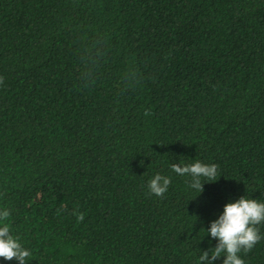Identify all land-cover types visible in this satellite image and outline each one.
<instances>
[{
    "label": "trees",
    "instance_id": "obj_1",
    "mask_svg": "<svg viewBox=\"0 0 264 264\" xmlns=\"http://www.w3.org/2000/svg\"><path fill=\"white\" fill-rule=\"evenodd\" d=\"M197 161L199 195L173 170ZM241 196L264 202V0H0V220L26 264H198Z\"/></svg>",
    "mask_w": 264,
    "mask_h": 264
},
{
    "label": "clouds",
    "instance_id": "obj_2",
    "mask_svg": "<svg viewBox=\"0 0 264 264\" xmlns=\"http://www.w3.org/2000/svg\"><path fill=\"white\" fill-rule=\"evenodd\" d=\"M173 170L179 175L191 176L189 186L197 195L203 191L204 183L216 180L217 176L216 165L199 161L185 167L173 165ZM169 184L168 176L157 173L147 182L148 193L162 197L168 191ZM8 215L7 209L0 210V218H7ZM262 223L264 202L241 196L225 203L217 218L212 220L206 229L207 235L217 241L216 246L202 252L198 257V264H213L222 253V264H244L239 253L248 252L264 238V233L257 227ZM29 255V250L22 247L19 240L10 233L8 224L0 220V258L26 264Z\"/></svg>",
    "mask_w": 264,
    "mask_h": 264
}]
</instances>
